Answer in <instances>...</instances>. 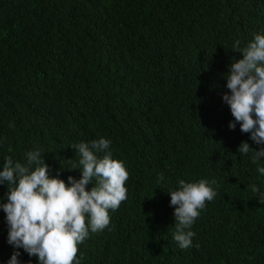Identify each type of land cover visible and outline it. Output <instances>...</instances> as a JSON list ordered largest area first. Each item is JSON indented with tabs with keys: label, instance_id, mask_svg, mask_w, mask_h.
<instances>
[{
	"label": "trees",
	"instance_id": "trees-1",
	"mask_svg": "<svg viewBox=\"0 0 264 264\" xmlns=\"http://www.w3.org/2000/svg\"><path fill=\"white\" fill-rule=\"evenodd\" d=\"M256 33L264 0H0V163L39 149L67 183L80 175L62 167L78 159L70 145L103 136L128 171L127 198L77 245L79 264H264V194L250 187L264 188V160L236 152L258 146L227 127L221 99L233 41ZM199 178L217 194L180 249L166 190ZM6 233L0 210V264Z\"/></svg>",
	"mask_w": 264,
	"mask_h": 264
},
{
	"label": "clouds",
	"instance_id": "clouds-1",
	"mask_svg": "<svg viewBox=\"0 0 264 264\" xmlns=\"http://www.w3.org/2000/svg\"><path fill=\"white\" fill-rule=\"evenodd\" d=\"M230 49L239 51L241 58L231 60L224 73L228 90L221 94L233 119L227 127L237 124L242 133L258 147L241 141L236 152L250 155L255 162L264 160V33H256L245 45L239 39ZM111 141L103 136L89 142L70 145L78 159L70 166L78 178L69 175L67 183L49 172L39 149L26 151L23 161L5 157L0 163V184L7 187L0 197V210L7 228L6 243L12 251L2 264H32L21 260V250L35 256V264H79V245L90 232L109 224V210H115L127 198L125 181L128 171L124 162L114 158L109 150ZM256 172L264 175V166ZM163 174H157V182ZM91 183V187L86 185ZM176 186L166 190L173 206L174 231L172 239L180 249L192 246L195 236L191 227L204 208L205 201L216 196V180L199 178L194 181L177 179ZM253 193L264 194V188L252 184ZM259 199V198H258ZM260 203L264 201L260 200Z\"/></svg>",
	"mask_w": 264,
	"mask_h": 264
}]
</instances>
